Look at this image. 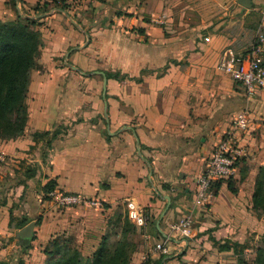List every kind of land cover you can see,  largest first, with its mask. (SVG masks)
<instances>
[{"label":"crops","instance_id":"0c3cea01","mask_svg":"<svg viewBox=\"0 0 264 264\" xmlns=\"http://www.w3.org/2000/svg\"><path fill=\"white\" fill-rule=\"evenodd\" d=\"M46 1L0 0V22L28 17L39 23L43 43L30 71L23 134L0 139V264H47L44 250L57 237L90 256L109 219L127 214V200L147 216L135 228L129 264H238L232 248L219 249L225 243L244 245L245 264H254L264 246V212L253 208L264 187V91L247 95L218 62L226 50L249 53L264 0L245 9L237 0H196L213 8L197 9L199 21L192 11L182 14L183 26L157 23L146 0H64L34 10ZM59 57L71 75L46 72ZM98 71L120 74L107 79L104 95ZM241 116L248 126L236 137L246 155L230 179L213 183L209 204L196 205L197 176ZM61 124L49 145L50 136H32ZM50 180L102 206L55 209L44 188ZM185 215L191 236L171 233ZM30 222L32 238H17ZM160 242L167 253L154 249Z\"/></svg>","mask_w":264,"mask_h":264},{"label":"trees","instance_id":"16d2710c","mask_svg":"<svg viewBox=\"0 0 264 264\" xmlns=\"http://www.w3.org/2000/svg\"><path fill=\"white\" fill-rule=\"evenodd\" d=\"M64 0H47L35 5L34 10L44 13L48 6H60ZM39 23L28 17L18 16L15 20L0 22V139H14L23 134L28 120L25 99L29 89L30 71L38 69L37 58L43 46L41 33L37 29ZM106 78H118V72L105 71ZM61 131H45L34 133V139L50 136V141ZM261 184L264 185V170L260 173ZM230 179V178H229ZM228 180V179H227ZM229 190L235 192L228 183ZM46 195L54 189L53 181L46 184ZM253 208L264 212V187L255 194ZM121 224V225H120ZM108 231L100 239L98 247L90 256L84 257L76 247H71L64 240L54 238L49 248L44 250L49 256L47 264H129L135 249L133 234L136 226L127 214H117L107 222ZM263 242H264V238ZM238 256V264H245L244 245L238 243L223 244L219 249H231ZM254 264H264V246L256 248Z\"/></svg>","mask_w":264,"mask_h":264},{"label":"built area","instance_id":"2783aa9c","mask_svg":"<svg viewBox=\"0 0 264 264\" xmlns=\"http://www.w3.org/2000/svg\"><path fill=\"white\" fill-rule=\"evenodd\" d=\"M218 68L234 81L240 82L247 95H253L259 90L264 91V10L261 12V22L249 53L243 57H236L232 51L226 50L219 59ZM247 126L248 122L245 116L235 119L213 149L204 170L196 179L194 193L196 205L206 206L209 204L213 194V183L218 180H227L234 175L237 163L246 155V150L237 140L236 132L246 130ZM4 159L5 156L0 155V160ZM47 199L58 210L83 204L102 206L99 200L88 199L79 193L63 192L57 189L49 191ZM125 206L130 221L137 228H144L147 222L144 209L133 200H127ZM192 223L190 215L181 216L170 225V232L189 237L192 233ZM165 242L157 243L154 249L160 253H167Z\"/></svg>","mask_w":264,"mask_h":264},{"label":"rangeland","instance_id":"374dc122","mask_svg":"<svg viewBox=\"0 0 264 264\" xmlns=\"http://www.w3.org/2000/svg\"><path fill=\"white\" fill-rule=\"evenodd\" d=\"M146 1L147 3H149V5H147V10H149V12H154V14L159 16V17L156 16L154 18L158 21L157 23H162L163 21H166V23H171V25H174V23H176L175 24L176 26L178 23L182 26L184 25V20L179 19L182 14H190L189 11L190 12L192 11L191 14H196L195 17L198 19L200 15L196 11L197 9L200 12L205 13L209 11V9L213 8L212 5H209V4H204L202 6H199L196 3H194L196 0H161V3H158L159 0H146ZM189 8H193L195 10H190ZM171 19H172V22H171ZM197 19H194V20L199 21V19L198 20ZM188 22H193V21L189 20ZM66 63H68V61ZM45 70L46 69L40 68L41 72H45ZM46 72H48L49 74L53 72L55 75H57L58 73V75H65V76H69L73 73L69 68H66L62 57L58 58L56 67L54 69L51 68L50 70H47ZM58 75L55 77L57 78ZM66 126L61 124V125H58L56 129L61 131L65 129ZM117 214H123V213L116 212L109 220L112 221ZM107 231H108V228L105 232Z\"/></svg>","mask_w":264,"mask_h":264},{"label":"water","instance_id":"95a60500","mask_svg":"<svg viewBox=\"0 0 264 264\" xmlns=\"http://www.w3.org/2000/svg\"><path fill=\"white\" fill-rule=\"evenodd\" d=\"M251 1L252 0H237V4H239L243 9L245 8H250L251 7ZM73 67V66H72ZM74 68V67H73ZM99 72V71H98ZM102 77H103V95L105 94L106 91V83H107V78L105 76L104 72H99ZM104 117L105 120L108 121L107 118V108L106 105L104 106ZM33 227H34V222H30L27 225H25L22 229H20L16 233V237L19 239H30L33 236ZM162 237L170 239L165 233L161 232Z\"/></svg>","mask_w":264,"mask_h":264}]
</instances>
